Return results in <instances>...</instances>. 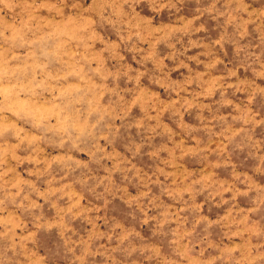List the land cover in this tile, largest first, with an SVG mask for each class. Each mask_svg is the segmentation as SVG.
I'll use <instances>...</instances> for the list:
<instances>
[{"label": "rangeland", "instance_id": "rangeland-1", "mask_svg": "<svg viewBox=\"0 0 264 264\" xmlns=\"http://www.w3.org/2000/svg\"><path fill=\"white\" fill-rule=\"evenodd\" d=\"M0 264H264V0H0Z\"/></svg>", "mask_w": 264, "mask_h": 264}]
</instances>
